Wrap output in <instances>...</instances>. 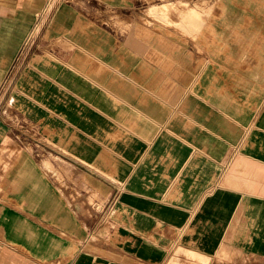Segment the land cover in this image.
<instances>
[{"label": "crops", "instance_id": "crops-1", "mask_svg": "<svg viewBox=\"0 0 264 264\" xmlns=\"http://www.w3.org/2000/svg\"><path fill=\"white\" fill-rule=\"evenodd\" d=\"M218 1L196 37L176 27H164L162 37L150 34L141 87L139 71L133 70L136 51L125 57L106 53L122 43L107 40L99 27L83 41L85 48L99 50L98 61L132 66L117 83L120 91L83 82L72 87L74 94L142 97L97 98L65 112L66 121L83 127L84 134L98 126L99 143L104 136L105 143L114 144L100 145L96 156L101 173L114 181L112 192H99L108 209L83 227L89 240L69 248L74 255L67 264H213L188 256L230 252L264 258V248L246 247V232L264 239V230L252 228L264 222V211L259 215L264 208V0ZM45 2L0 0V88L9 77L10 84L14 81V60ZM135 4L97 0L82 10L63 4L50 30L74 43L77 12L90 20L109 10L135 18ZM52 105L58 107L54 100ZM246 206L254 208L251 215ZM246 264H264V259Z\"/></svg>", "mask_w": 264, "mask_h": 264}, {"label": "rangeland", "instance_id": "rangeland-1", "mask_svg": "<svg viewBox=\"0 0 264 264\" xmlns=\"http://www.w3.org/2000/svg\"><path fill=\"white\" fill-rule=\"evenodd\" d=\"M71 2L81 10L97 5V0H69L58 6L72 5ZM218 2L136 0L135 18L128 16V12L109 10L104 17L99 15L90 20L85 13L77 12L74 43L66 39V32L61 40L50 30L58 6L42 21H35L14 60L13 71L17 68L14 81L10 84L9 77L0 88V212H4L0 221V233L3 232L0 264L69 263L74 255L68 254L69 248L89 240L83 227H89L90 221L96 222V217L105 215L108 209V205H101L99 192L103 195L112 192L114 181L112 176L101 173V159L96 156L100 145L104 148L107 144L109 149L114 144L105 143L104 136L103 143H99L98 126H91V132L85 130L84 134L83 127L66 121L65 112L72 108L81 110L83 104L89 105L97 98L104 102H128L130 97L142 96L108 93L84 96L72 92L76 83L83 86V82L91 87H106L107 91H120L122 87L117 83L132 66L130 62L98 61L99 50L82 45L85 39H90V32L99 27L105 30L107 40L113 38L122 43V48L108 47L106 53L112 51L113 55L124 57L130 56L131 49L138 53L139 61L133 70L137 67L139 71L141 87L146 83L142 74L148 70L145 59L150 34L162 37L164 27H176L183 34L196 37L198 28L209 21L211 10L214 12L220 5ZM154 58L157 67V54ZM52 99L58 107L52 105ZM263 209L259 208L261 216ZM253 210L246 206V214L251 215ZM252 228L264 230V222ZM249 245L264 248V239L251 238L246 232V247ZM188 258L213 264L258 263L264 259L239 252Z\"/></svg>", "mask_w": 264, "mask_h": 264}, {"label": "built area", "instance_id": "built-area-1", "mask_svg": "<svg viewBox=\"0 0 264 264\" xmlns=\"http://www.w3.org/2000/svg\"><path fill=\"white\" fill-rule=\"evenodd\" d=\"M63 2H69V0H46L45 2V5H44V8L42 10V12L40 13V15L38 16V19L42 16V15H48V13L52 10H55L56 7L59 5V4H62ZM53 8V9H52ZM51 11V12H52ZM38 22V21H37Z\"/></svg>", "mask_w": 264, "mask_h": 264}, {"label": "bare ground", "instance_id": "bare-ground-1", "mask_svg": "<svg viewBox=\"0 0 264 264\" xmlns=\"http://www.w3.org/2000/svg\"><path fill=\"white\" fill-rule=\"evenodd\" d=\"M72 3V2H71ZM167 4V3H166ZM72 5H74L73 3H72ZM75 6V5H74ZM155 12H157V11H155ZM46 15H42L40 18H39V20H38V22H40V21H42L43 19H44V17H45ZM246 18V17H245ZM248 19V18H247ZM262 19V18H261ZM257 20V19H256ZM248 21V20H247ZM41 24H42V22H41ZM146 31V30H145ZM32 33V32H31ZM138 34H139V32H137ZM235 33H236V31H235ZM260 33V32H259ZM136 35V34H135ZM259 36H261V35H259ZM137 37V36H136ZM139 37H141V36H139ZM208 37V36H207ZM135 38V37H134ZM262 38V37H261ZM229 39V38H228ZM242 39V38H241ZM256 47V46H255ZM226 49H227V47H226ZM189 50V49H188ZM223 51V50H222ZM222 51H220V52H222ZM239 51V50H238ZM261 51H263V50H261Z\"/></svg>", "mask_w": 264, "mask_h": 264}]
</instances>
